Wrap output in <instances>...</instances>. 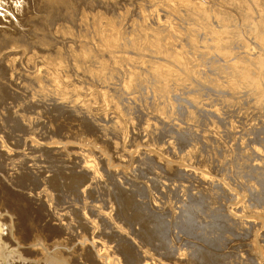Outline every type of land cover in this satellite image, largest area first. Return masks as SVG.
Returning a JSON list of instances; mask_svg holds the SVG:
<instances>
[{
  "label": "rangeland",
  "instance_id": "obj_1",
  "mask_svg": "<svg viewBox=\"0 0 264 264\" xmlns=\"http://www.w3.org/2000/svg\"><path fill=\"white\" fill-rule=\"evenodd\" d=\"M91 3L110 2L0 3V207L9 220L23 212L32 221L27 226L30 242L19 244L20 251L33 253L24 259L48 264V254L59 250L67 256L85 243L88 258L101 264L100 255L105 258L120 243L122 248L116 249L121 254L122 249L131 254L150 252L168 261L165 255L172 251L174 259L185 255L182 264H258L264 260V108H257L253 97L249 102L228 103L225 98L218 102L214 93L205 91L195 96L197 105L187 98L171 110L165 108L161 123L146 96L137 104L124 101L118 109L109 104L106 114L97 101L77 116L67 102L74 100L73 90L81 88L82 68L74 63L76 70H69L70 81L65 82L55 68L69 59L63 55L50 62L49 54L39 56L35 51L57 43L60 18L70 12L68 5ZM17 49L22 52L15 54ZM46 69L55 83L44 80L42 85L51 92L55 87L65 92L62 85L68 83V100L66 94L46 98L33 92L34 75ZM149 126L154 127L152 132L147 131ZM28 138L61 141L69 150L61 154L52 146L37 147ZM124 150H145L154 156L141 157L138 166L104 178L103 185L89 194L83 192L90 177L82 174L83 164L76 165L68 156L82 153L100 165L98 156L108 158ZM156 156L180 167L167 168ZM51 166L65 179L56 178L48 190L52 194L41 200L38 195L46 190L44 180L51 177ZM194 169L202 174L188 171ZM15 175L16 182H11ZM76 177L82 180L81 188L73 184ZM104 205L108 213L111 207L114 210L112 221L100 215ZM92 209L97 214L92 216ZM234 211L246 222L234 220ZM92 239L99 253L91 250ZM76 259L75 264H88Z\"/></svg>",
  "mask_w": 264,
  "mask_h": 264
},
{
  "label": "bare ground",
  "instance_id": "obj_2",
  "mask_svg": "<svg viewBox=\"0 0 264 264\" xmlns=\"http://www.w3.org/2000/svg\"><path fill=\"white\" fill-rule=\"evenodd\" d=\"M109 2L106 6L99 3L80 7L68 5L70 12L60 18L62 27L57 43H48L42 49H35V55L49 54L47 57H50V62L63 55L69 59L64 66L56 65L55 68L56 76L63 75L65 82L70 81L68 73L71 68L76 70L75 64L78 63L82 68L81 88L73 90L74 100L67 102L77 110V116L86 111V106H92L97 101L103 103V113L106 114L109 104L118 109L124 101L130 105L137 104L146 96L152 101L154 117L161 123L165 108L171 110L173 105L185 102L187 98L191 104L197 105L195 96L205 91L214 93V99L218 102L221 98H225L228 103L236 99L249 102L253 97L256 107L261 110L264 108V0ZM14 52L17 54L22 50ZM45 72L47 75L42 70L34 75L33 92L37 91L38 97L46 98L63 97L66 94L65 99L68 100V83L62 85L65 92H60L59 87H55V91H48L42 81L55 83V78L49 77L47 69ZM80 92L85 98H77ZM153 130V126L147 128L148 132ZM28 140L37 147L52 146L61 154L69 150L61 141L41 143L33 138ZM29 149L34 148L30 146ZM41 151L48 152L46 149ZM152 156L145 150H124L118 155L110 154L108 158L98 156L100 165L82 153L73 152L68 157L76 165L83 164L82 174L90 177V180L82 191L89 194L103 185L104 178L119 176L122 171L138 166L141 157L148 159ZM158 160L167 168L180 167L161 157ZM51 169V177L44 180L46 190L38 195L41 200L52 194L48 190L56 185V178L60 181L65 179L52 166ZM18 170L20 174L23 172L21 168ZM188 171L202 174L196 169ZM16 180V175L10 178L11 182ZM73 184L80 188L83 186L78 177L73 180ZM7 196L13 198V193ZM7 200L12 202L11 199ZM106 206L100 209V215L112 221L114 210L111 207L108 213L103 209ZM118 206L117 203L116 218ZM1 210L0 207V264H34L32 259H24L25 256L33 255L31 250H19V244L27 245L30 242L27 226L32 221L23 212H18L15 221L9 220L1 215ZM89 213L92 216L97 214L93 209ZM231 217L246 222L244 216L235 211L231 212ZM117 228L122 230L121 226ZM89 242L91 250L95 252L96 249L99 253L93 239ZM84 244L79 245L81 249L72 250L67 256L59 250L48 254L47 263L75 264L79 257L85 263L95 264L88 258L90 254L84 249ZM116 245L122 248L120 243ZM256 246L255 240L251 245L254 252ZM117 247L107 253L105 258L102 253L100 263L182 264L185 260V255L174 259L172 251L165 255L168 261L172 260L168 262L154 257L150 252L131 254L122 249L121 254ZM258 264H264V260L260 259Z\"/></svg>",
  "mask_w": 264,
  "mask_h": 264
},
{
  "label": "snow or ice",
  "instance_id": "obj_3",
  "mask_svg": "<svg viewBox=\"0 0 264 264\" xmlns=\"http://www.w3.org/2000/svg\"><path fill=\"white\" fill-rule=\"evenodd\" d=\"M3 2V0H0V3H2Z\"/></svg>",
  "mask_w": 264,
  "mask_h": 264
}]
</instances>
